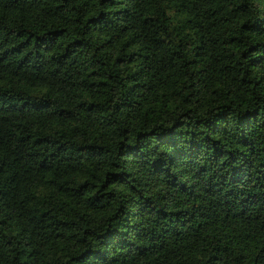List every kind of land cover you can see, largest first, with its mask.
<instances>
[{"label": "trees", "instance_id": "16d2710c", "mask_svg": "<svg viewBox=\"0 0 264 264\" xmlns=\"http://www.w3.org/2000/svg\"><path fill=\"white\" fill-rule=\"evenodd\" d=\"M0 264H264V0H0Z\"/></svg>", "mask_w": 264, "mask_h": 264}]
</instances>
